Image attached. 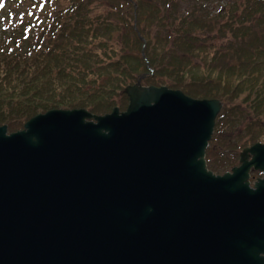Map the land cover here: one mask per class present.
<instances>
[{
	"label": "water",
	"instance_id": "water-1",
	"mask_svg": "<svg viewBox=\"0 0 264 264\" xmlns=\"http://www.w3.org/2000/svg\"><path fill=\"white\" fill-rule=\"evenodd\" d=\"M124 92V110L0 125V264H264V177L248 180L264 143L213 173L220 100L139 78Z\"/></svg>",
	"mask_w": 264,
	"mask_h": 264
},
{
	"label": "trees",
	"instance_id": "trees-1",
	"mask_svg": "<svg viewBox=\"0 0 264 264\" xmlns=\"http://www.w3.org/2000/svg\"><path fill=\"white\" fill-rule=\"evenodd\" d=\"M3 1L8 4L0 7V124L8 131L52 108H86L102 114L118 101L124 109L128 98L122 88L141 73H145L141 84H165L195 97L221 100L212 145L206 151L208 167L215 172L236 163L237 154L215 160L224 153L213 139L226 144L225 133L236 130L243 119L264 125V117H258L264 114V48L252 45L248 50L242 43H229L226 51L207 45L200 34L211 27L204 23L202 2L193 0L190 12L174 23L164 20L176 17L175 0H111L113 9L107 16L91 11L92 0H67L66 6H59V0ZM151 25L157 26L155 32L158 25L168 26L173 32L170 40L163 36L162 41H151L147 33H154ZM243 25L233 21L227 26L234 38L242 39ZM119 27L133 34L130 38L122 34V47L111 46V35ZM138 35L145 39V59L139 53ZM251 51H257L256 57ZM234 97L240 103L233 102ZM245 137L250 142L264 140L263 133Z\"/></svg>",
	"mask_w": 264,
	"mask_h": 264
},
{
	"label": "rangeland",
	"instance_id": "rangeland-1",
	"mask_svg": "<svg viewBox=\"0 0 264 264\" xmlns=\"http://www.w3.org/2000/svg\"><path fill=\"white\" fill-rule=\"evenodd\" d=\"M192 1L193 0H187V3H186L185 0H177V1L175 0V2H176L175 7L177 8L178 13H176L175 18H169V19L165 18L164 22L166 21V22L176 23L178 21V18L180 17V15L185 14V16H186L190 12V10H189L190 6L188 4H191ZM197 1L202 2L201 13L204 14V23L205 22L207 23V28H208V24H210V27H211L209 29V31L207 29L203 33L200 34L201 37L204 36V39H206L205 42L207 45L209 43H212L219 50H222V48H223L226 51H228L227 46L229 45V43H231V45H235V46H239L238 44L242 43L245 45L244 47L248 50H249L248 46H252V45H254V46L260 45L261 46L260 48H264V0H197ZM7 4H8V2L0 0V7L6 8ZM57 4L59 6H66L68 4V1L67 0H59V3H57ZM255 5L258 6L259 8L255 9ZM39 7H40L39 4H37V8H39ZM90 7H92L91 11L93 13H95V15L100 14V15H105V16H107L108 12H112V9H113V7L111 6V0H92V4L90 5ZM12 8H13V6H12ZM131 21H132L131 23H133L132 25H134L135 31L139 32L138 27L136 26V24H134V23H136L135 20L131 19ZM233 21H236V23H238V24L239 23L245 24V25H243V29H244V27H246V32L242 36V39L234 38L233 34L231 33L232 31L228 28L227 25ZM240 21H242V22H240ZM143 27L146 28V26H143ZM151 27H152L151 30H154V33L147 31L149 39L151 41H155L157 39L162 41L163 36H167L170 40V38L173 34L172 30H170V28L166 25L165 26L158 25V28H157L158 32H155V28L157 26L154 27L153 25H151ZM123 33L129 35L127 38H130V36L133 34V32L129 31V29L122 30L121 27H119L118 30L111 35V39H110L111 46L122 47L123 41L121 40L120 37L122 36ZM170 34H171V36H169ZM139 38L142 41V45H141L140 50H139V53H140L142 47L145 44V39L141 35H139ZM243 39H245V41ZM131 41H133V40H131ZM168 44H170V43H168ZM211 48L214 49L213 47H211ZM126 52H127V50H126ZM254 52L257 53V51H254ZM254 52L251 51L252 55H254L256 57L257 54ZM145 65L148 68L149 74H151L152 71H151V69L149 70L148 64L146 62H145ZM143 75H145V73H141V75L138 76L139 80L141 78H143ZM138 78L136 79V81L138 80ZM127 85H129V84H126L125 86H123V88H122L123 93H125L124 88ZM140 85L148 86V85H153V84L147 83L146 85H144V84H140ZM197 86L200 87V85H197ZM119 93H121V92L119 91ZM184 93L188 96L193 97V98H199V97L189 95L186 92H184ZM237 95H238V93L235 95V97ZM119 96L120 95L117 94L115 99H118ZM235 97L232 100L233 102H235L234 101ZM241 97L243 99L245 98L243 95H241ZM202 98H204V97H202ZM202 98H200V99H202ZM206 98H209V97H206ZM215 98L220 100L217 97H215ZM237 101H241V99L238 98ZM116 102H117V104L114 106H118V101H116ZM220 102H221V100H220ZM235 103H240V102H235ZM222 105L223 104L221 102V107H220L218 113L220 112ZM246 105H247V103L245 101H243L241 106L244 107ZM124 109H120V110H124ZM41 113H43V112H41ZM258 117L263 118L264 114H262V116L259 115ZM214 123H215V121H214ZM214 125H213V129H212V133L210 135V138L207 140V146L205 147V156H204L205 160H206L207 148H208V146L210 147L212 145L211 140H212V136L214 133ZM18 129H20V128H18ZM251 129L255 131L253 134H251V132H250ZM8 132H11V131H8ZM258 133H263V135H264V125H255V122L249 121L247 119H243L242 122L239 123V125L236 127V130L234 128L233 131L225 133L227 145L223 144L222 141H217V140L213 139V142H216L219 146V148H217V149H219L221 152L224 153L223 155L221 153H219L218 159H215V160H220V158L222 156H224V155L227 156V154H229L230 152L233 154L236 152L237 159H238L239 154H240L239 152L242 150L241 148L247 147L253 143V142L248 141V139L245 136L247 134H249L250 138L253 139V138H256ZM258 141L264 142V140H258ZM229 143H236L237 145L236 144H229ZM232 145H233V147H232ZM238 145H241V146L238 147ZM213 158H214V156H213ZM220 172H222L221 169H220Z\"/></svg>",
	"mask_w": 264,
	"mask_h": 264
},
{
	"label": "flooded vegetation",
	"instance_id": "flooded-vegetation-1",
	"mask_svg": "<svg viewBox=\"0 0 264 264\" xmlns=\"http://www.w3.org/2000/svg\"><path fill=\"white\" fill-rule=\"evenodd\" d=\"M258 171V170H257ZM257 171H252V176H254V178H258L262 175H264V171L260 172V173H257Z\"/></svg>",
	"mask_w": 264,
	"mask_h": 264
},
{
	"label": "bare ground",
	"instance_id": "bare-ground-1",
	"mask_svg": "<svg viewBox=\"0 0 264 264\" xmlns=\"http://www.w3.org/2000/svg\"><path fill=\"white\" fill-rule=\"evenodd\" d=\"M206 165V168H208V170H211L212 171V169L210 168V167H208V164L207 163H205ZM248 180H249V183H252V179H251V177H249L248 178Z\"/></svg>",
	"mask_w": 264,
	"mask_h": 264
}]
</instances>
